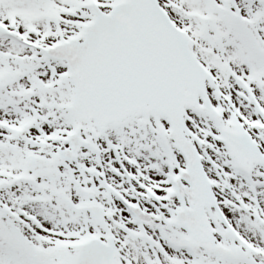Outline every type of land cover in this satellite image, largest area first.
Here are the masks:
<instances>
[{
  "label": "snow or ice",
  "instance_id": "1",
  "mask_svg": "<svg viewBox=\"0 0 264 264\" xmlns=\"http://www.w3.org/2000/svg\"><path fill=\"white\" fill-rule=\"evenodd\" d=\"M0 264H264V0H0Z\"/></svg>",
  "mask_w": 264,
  "mask_h": 264
}]
</instances>
